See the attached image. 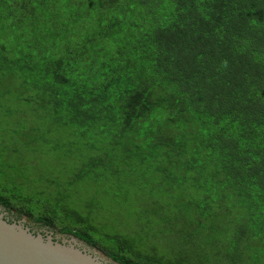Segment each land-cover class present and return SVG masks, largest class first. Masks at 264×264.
<instances>
[{
    "label": "trees",
    "instance_id": "obj_1",
    "mask_svg": "<svg viewBox=\"0 0 264 264\" xmlns=\"http://www.w3.org/2000/svg\"><path fill=\"white\" fill-rule=\"evenodd\" d=\"M0 204L121 264H264V0H0Z\"/></svg>",
    "mask_w": 264,
    "mask_h": 264
},
{
    "label": "water",
    "instance_id": "obj_2",
    "mask_svg": "<svg viewBox=\"0 0 264 264\" xmlns=\"http://www.w3.org/2000/svg\"><path fill=\"white\" fill-rule=\"evenodd\" d=\"M0 206V264H121L72 234L54 237L10 222Z\"/></svg>",
    "mask_w": 264,
    "mask_h": 264
},
{
    "label": "flooded vegetation",
    "instance_id": "obj_3",
    "mask_svg": "<svg viewBox=\"0 0 264 264\" xmlns=\"http://www.w3.org/2000/svg\"><path fill=\"white\" fill-rule=\"evenodd\" d=\"M0 206H2V212L5 213V218H7L10 222H17L20 223L22 221H24L27 217L30 219V217L27 214H23V215H19L18 213L15 212V210H11L9 211L3 204H0ZM27 216V217H26ZM27 218V219H28ZM32 221V220H31ZM26 225H28L31 230H33L36 233H42L44 235L48 234V233H52L54 237H59L60 235H63L61 233H58L57 229L52 228L51 226H47L49 229L46 230V232H43L39 229L38 226L36 225H30V223L28 224V221H24ZM31 223H34L33 221ZM45 226V225H41L40 227Z\"/></svg>",
    "mask_w": 264,
    "mask_h": 264
},
{
    "label": "rangeland",
    "instance_id": "obj_4",
    "mask_svg": "<svg viewBox=\"0 0 264 264\" xmlns=\"http://www.w3.org/2000/svg\"><path fill=\"white\" fill-rule=\"evenodd\" d=\"M27 217V216H26ZM28 218V217H27ZM26 218V220L28 221V224L30 223V225L32 224V225H36V226H38L39 227V229L41 230V231H43V232H46V230L47 229H49L47 226H42V227H40L41 225H37L36 223H31L32 221L31 220H29V218L27 219ZM92 247V246H91ZM92 248H96V247H92Z\"/></svg>",
    "mask_w": 264,
    "mask_h": 264
}]
</instances>
